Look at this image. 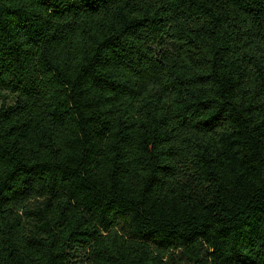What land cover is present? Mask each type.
Returning <instances> with one entry per match:
<instances>
[{"label": "trees", "instance_id": "16d2710c", "mask_svg": "<svg viewBox=\"0 0 264 264\" xmlns=\"http://www.w3.org/2000/svg\"><path fill=\"white\" fill-rule=\"evenodd\" d=\"M0 264H264V0H0Z\"/></svg>", "mask_w": 264, "mask_h": 264}]
</instances>
